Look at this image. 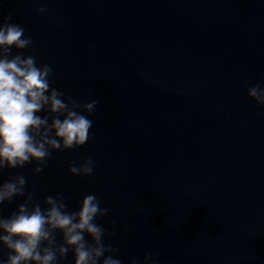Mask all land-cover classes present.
I'll list each match as a JSON object with an SVG mask.
<instances>
[{
  "label": "water",
  "instance_id": "obj_1",
  "mask_svg": "<svg viewBox=\"0 0 264 264\" xmlns=\"http://www.w3.org/2000/svg\"><path fill=\"white\" fill-rule=\"evenodd\" d=\"M8 13L52 86L98 103L83 146L53 151L40 173L35 161L0 172L26 178L0 216L57 193L73 211L95 193L122 264L148 252L158 264H264V106L243 85L264 78V0H0V22ZM88 157L90 176L69 171Z\"/></svg>",
  "mask_w": 264,
  "mask_h": 264
},
{
  "label": "clouds",
  "instance_id": "obj_2",
  "mask_svg": "<svg viewBox=\"0 0 264 264\" xmlns=\"http://www.w3.org/2000/svg\"><path fill=\"white\" fill-rule=\"evenodd\" d=\"M46 11L45 5L37 9L38 13ZM32 43L33 37L26 33L25 27L13 22L11 13L5 15L0 22V172L35 161L33 171L40 173L48 166L53 151L83 146L91 135L93 121L89 116L98 101L80 104L52 86V66L38 65L35 55L26 56L22 51ZM243 85L257 105L264 106V78L255 84L245 79ZM68 167L75 175L90 176L95 162L88 157L80 164L72 161ZM25 185L22 174L0 183V204L23 196ZM28 195L30 199L33 194ZM45 201L47 208L38 203L29 208L25 201L10 215L0 216V242L9 249L5 258H0V264H59L69 250L74 254V264H122L115 255L120 249L103 241L106 230L96 219L110 210L99 206L95 193L85 195L79 208L73 211L67 210L61 193L47 196ZM54 229H59L64 238L58 248ZM86 234L91 240L86 239ZM115 234L113 231L112 235ZM130 264L141 262L132 258ZM143 264L158 262L148 252Z\"/></svg>",
  "mask_w": 264,
  "mask_h": 264
}]
</instances>
